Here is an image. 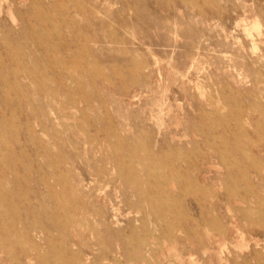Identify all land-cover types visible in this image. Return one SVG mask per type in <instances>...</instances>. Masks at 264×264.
Returning <instances> with one entry per match:
<instances>
[{
	"label": "rangeland",
	"instance_id": "1",
	"mask_svg": "<svg viewBox=\"0 0 264 264\" xmlns=\"http://www.w3.org/2000/svg\"><path fill=\"white\" fill-rule=\"evenodd\" d=\"M108 223L264 264V0H0V264H106Z\"/></svg>",
	"mask_w": 264,
	"mask_h": 264
},
{
	"label": "bare ground",
	"instance_id": "2",
	"mask_svg": "<svg viewBox=\"0 0 264 264\" xmlns=\"http://www.w3.org/2000/svg\"><path fill=\"white\" fill-rule=\"evenodd\" d=\"M8 15H11V14L9 13ZM163 149H164V145L163 143H161L158 145L157 149L156 148L154 149V154L155 155L159 154L160 152L163 151ZM113 218L114 220H116L115 223L120 224V220L117 218V216H114ZM107 225L110 231L113 232L112 234L114 235V238L112 239L111 243H108L107 245H104L100 249H98L99 256L97 257L95 262H100V261L105 262L106 261L107 262L106 264H115L114 260H117L118 261L117 264H137V259L134 258V256L137 253V242L134 244V234L137 230L132 227L130 230V233L127 236H123L122 234H123V231L125 230L124 227L120 226L117 229H113L109 227L110 226L109 223ZM142 245L143 247H147L148 245H150V243L148 242L144 243L140 241L139 246H142ZM73 246H74V249H76L79 252H85V251H89L90 249H93L92 244L89 242L87 243L73 242ZM110 255L114 256L113 262L110 261ZM89 262L90 260L88 257L86 260L80 259L78 261V264H88Z\"/></svg>",
	"mask_w": 264,
	"mask_h": 264
}]
</instances>
